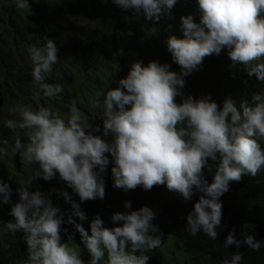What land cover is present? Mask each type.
<instances>
[{
  "label": "clouds",
  "instance_id": "clouds-1",
  "mask_svg": "<svg viewBox=\"0 0 264 264\" xmlns=\"http://www.w3.org/2000/svg\"><path fill=\"white\" fill-rule=\"evenodd\" d=\"M131 10L136 15L158 23L165 10L171 11L181 0H100ZM184 4L191 0H182ZM199 20L191 13L180 17L182 38L170 35L167 50L180 71L170 70L168 63L152 60L145 65L131 63L126 77L110 87L103 96L91 99V107L102 112L101 125L73 100L69 114L62 116L48 107L21 105L11 109L19 120H8L6 127L15 133L24 130L27 142L14 136L13 151L25 165H38L34 175L21 180L13 202V189L0 180V207L11 205L13 218L5 225L11 233H23L27 245L26 264H148L147 253L157 250L163 233L154 223L156 212L148 206L115 212L111 221L120 226L104 225L95 215L86 230L88 219L81 204L105 197L107 167L112 157L113 186L125 192L142 186H166L184 202L194 192L201 195L186 216L185 230L196 236L203 233L217 240L222 224L221 197L231 182L244 175L256 177L264 168V0H195ZM18 10L31 9L29 0H13ZM132 33L129 32L128 35ZM43 46L28 48L32 62L33 83L37 97L53 98L64 91L60 84L46 82L59 60L53 39L44 37ZM227 49L233 67L243 65L249 77L262 86L251 100L237 103L226 97L222 105L211 96H185V77L198 71L206 57L220 55ZM180 97V102H177ZM102 131V136L97 135ZM111 137V139H106ZM205 169L212 175L206 178ZM59 176L79 198L73 200L66 190L58 195L70 205V211L54 205L49 194L33 188L37 178L52 181ZM125 209L131 202L125 201ZM71 224L80 235L90 260L82 259L81 244L70 246L74 235L62 225ZM254 226L240 228L239 238L233 227L223 247L235 246L231 259L222 264H241L246 245L259 251L264 240L251 233ZM67 235L62 242L61 232Z\"/></svg>",
  "mask_w": 264,
  "mask_h": 264
},
{
  "label": "trees",
  "instance_id": "trees-1",
  "mask_svg": "<svg viewBox=\"0 0 264 264\" xmlns=\"http://www.w3.org/2000/svg\"><path fill=\"white\" fill-rule=\"evenodd\" d=\"M31 9L18 10L13 0H0V180L9 183L13 189V202L19 197L16 189L19 182L34 175L38 165H25L19 154L13 151L14 136L27 142L26 132L16 129L15 133L6 127L8 120H19L18 113L11 109L21 105L48 107L62 116L69 114L71 102L75 100L81 111L87 113L94 125L102 128V112L91 107V99L103 96L110 87H116L119 79L126 77L133 61H142L145 65L152 60L168 63L170 70L179 72L180 67L174 62L167 50L166 39L170 35L182 38L180 17L189 13L197 21L199 14L195 0L184 4L178 2L169 12L165 10L158 23L146 20L143 15H136L131 10H121L116 5L101 3L100 0H29ZM131 32V35L128 33ZM53 39L59 49V62L53 66L46 82L60 84L63 93L57 97H37L38 86L33 83L32 62L28 48L43 46L44 37ZM183 88L185 96H211L212 100L222 105L226 97H232L239 103L251 100L253 92L261 86L255 76L249 77L243 65L233 67L227 55V49L220 55L208 56L198 71L185 77ZM180 102V97H177ZM102 136V131L96 133ZM106 139H111L107 137ZM264 147V141L261 142ZM105 179V197L81 204L88 219L83 223L89 229L91 220L99 215L106 227L115 225L111 216L115 212H126L148 206L157 214L154 223L163 233L161 247L173 245L167 261L183 257L192 264H222L224 259H231L235 246L225 249L222 245L228 232L235 227L239 238L240 228L247 223L253 225L250 230L256 240H264V168L256 177L244 175L239 182H231L230 190L221 201L223 204L222 224L217 240L208 238L203 233L196 236L185 230L186 216L201 193L194 192L191 201L184 202L178 193L170 192L166 186H154L145 191L142 186L128 192L113 186L110 154ZM206 178L211 182L212 175L205 169ZM39 188L49 194L54 205L70 211V205L58 195V190H66L73 200L79 198L65 182L57 177L52 181L37 178L33 188ZM125 201L131 202V208L125 209ZM11 205L0 207V222L13 218L9 215ZM68 234L74 235L70 246L81 244L80 235L71 224L62 225ZM62 242L67 235L61 232ZM82 259L86 262L90 256L80 245ZM244 255L241 264H264V246L259 251H252L246 245L239 249ZM148 264H161L162 254L157 250L147 253ZM27 245L23 233H11L0 223V264H26ZM166 261V262H167ZM187 264L189 261H187Z\"/></svg>",
  "mask_w": 264,
  "mask_h": 264
},
{
  "label": "rangeland",
  "instance_id": "rangeland-1",
  "mask_svg": "<svg viewBox=\"0 0 264 264\" xmlns=\"http://www.w3.org/2000/svg\"><path fill=\"white\" fill-rule=\"evenodd\" d=\"M262 86H260L258 88V90H260ZM174 246L173 245H169L168 247H160L159 249H157L158 252H160L162 254V256H160V262L161 264H187V261H189V263L192 264L191 260H187L185 258V256L183 257H178L177 260H171V261H167L168 259V255L170 254V250H174ZM167 261V262H166Z\"/></svg>",
  "mask_w": 264,
  "mask_h": 264
}]
</instances>
